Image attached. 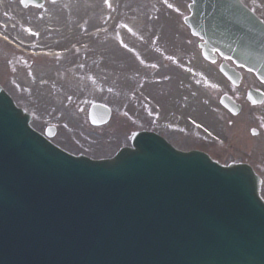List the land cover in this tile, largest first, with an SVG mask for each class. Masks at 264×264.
Masks as SVG:
<instances>
[{
    "label": "water",
    "instance_id": "obj_1",
    "mask_svg": "<svg viewBox=\"0 0 264 264\" xmlns=\"http://www.w3.org/2000/svg\"><path fill=\"white\" fill-rule=\"evenodd\" d=\"M20 134L24 135L22 130ZM14 136L12 132L7 137L2 133L0 147L7 146L6 152L26 150L30 135L28 140ZM35 151L40 154L13 156L6 161L2 157L4 150L0 149V252L5 248L0 253V264H168L169 253L175 254L172 242L184 243V250L188 251L177 252L175 264H190L195 257L221 252L222 248L217 247L220 242V246L234 242L240 248V242L230 234L213 229L212 219L216 220L224 209L231 211V201L224 204L222 197L220 210L214 209L203 221L202 211L182 209L179 199L184 191L197 193L200 174L205 175L207 169L203 160H194V155L167 151L171 158L164 160L159 153L132 152L127 157L121 154L112 162L93 167L101 177H87L59 166L57 163L66 161L65 157L38 147ZM140 165L149 167L148 173L142 175ZM28 173L31 174L27 178ZM211 177L220 179L221 172L217 170ZM87 184L95 187L94 191H85ZM113 184L118 185L116 192L111 191ZM205 184H209V178L203 180L202 185ZM76 185L85 194H76ZM17 198L23 203L15 202ZM70 205L80 208L78 215L69 212ZM219 220L225 221L223 217ZM153 228L161 237L149 238ZM14 230L20 231L16 237L22 236L18 244L15 236H10ZM27 230L33 232L28 247L24 243L32 238ZM187 245L196 250L190 252ZM234 251L240 260L252 257L245 249L241 254ZM228 259L230 264L236 262L232 255ZM225 262L222 256L218 264Z\"/></svg>",
    "mask_w": 264,
    "mask_h": 264
},
{
    "label": "rangeland",
    "instance_id": "obj_2",
    "mask_svg": "<svg viewBox=\"0 0 264 264\" xmlns=\"http://www.w3.org/2000/svg\"><path fill=\"white\" fill-rule=\"evenodd\" d=\"M141 1L143 0H130L129 2L131 12L127 15L126 31L132 33V55L124 57L122 51L116 49L110 42L106 41V51L112 53V59L114 62L112 63L113 65L110 66L108 65V61H106V66L110 67V69L107 70V68H105L104 70H101L100 80L97 86H94L93 84V86H88L87 84L81 85L80 83H77L76 80L80 79L79 76L67 73L66 68H61L57 65L39 63L40 66L37 67V79L33 89L32 86L34 84V79L30 80L29 87L32 89V94L28 95L27 93H22L19 96L17 95L24 101L26 106L28 105L30 108H34L38 114H41L39 115L40 118L46 115L45 112L48 107L51 109V113L47 116L55 118V116L58 115L55 119L56 122L59 123V125L63 123L65 124L61 128L59 127L60 130L58 134H56L54 140L62 148L70 151L71 153L84 152L93 157L112 156L120 146L127 144L129 131L134 128H139L133 127L140 125V123L133 121L131 113L133 116H138L140 118L157 120L156 117L154 119L146 117L141 107H136L132 104L129 95L130 85L128 81H125V77L121 74H125V76L126 74L127 76L132 73L136 74L138 73L140 64L142 67L146 64L152 63L159 60L160 56L166 53L160 49L156 40H148L146 39L147 37L149 38L157 33H161V38L159 40H163L162 42L166 45L167 42L164 40H168L169 42H180L182 40V35L181 28L178 25L174 14L166 16L162 13L156 18L155 22H149L147 20V13L144 12L142 14L143 9L138 6ZM246 1L250 5L254 6L258 0ZM146 2L160 3L165 2V0H146ZM261 2L264 3V0H261ZM166 3L176 6L177 8L183 4L182 0H166ZM125 5L127 4L123 3V8ZM122 22L124 21L122 20ZM129 29H131V31H129ZM124 31V26H122L121 32ZM137 39H139V41ZM63 45L64 44H61L59 46ZM129 61L130 66L126 69L123 63ZM197 61L198 60H196V63L199 64ZM4 68H6L5 65ZM112 68L114 71H112ZM130 68H132V72H128L130 71ZM142 71L143 69L141 68V72ZM55 72L60 74L53 78L51 75H54ZM45 75L46 77H51L53 80L50 85L39 84V81L44 78ZM74 83L77 86L75 88L73 86ZM246 83L247 81H245V84ZM181 86L185 85L175 84L171 87L175 88L176 92H179L176 95L180 96L185 104H187L189 102V97L184 92L189 93V90H184ZM140 90L149 94L157 103L160 102L158 100L160 99L165 101L166 105H169L171 102H173L174 105H179V103L174 100L175 94L173 95L172 93H168V88L160 89L157 86L155 87L150 84L145 86V90L142 88H140ZM71 92L76 94L74 103L70 101ZM80 93H83L85 106V111L82 113V117L77 109L80 105L77 106L76 101V98ZM160 94L164 95L160 96ZM183 96L186 97V99ZM216 98L217 95L213 91L211 100L209 99L210 103L208 106L207 95L197 89L194 105L190 106L191 111L185 110L186 112H184V109L187 108L184 106L185 104H182L181 107H184V109L179 112V115L182 117L177 120L176 124L188 126L186 116H191L195 118L194 122H196V124L205 122L208 124V128L211 129L212 132L216 131L221 137L227 138L231 147L237 148L236 146H239L240 151L243 150L245 152L250 151L252 146L258 147V145L261 144V141L247 139V131L244 128L245 122L255 118L258 114L252 111H248L247 113L245 112L239 116V118H243L239 121H234L233 126L229 127V120L228 123L226 121L222 124L224 113L222 115L219 111L220 109L218 108V104H216ZM201 99L204 101L207 100V103L202 102ZM93 101L106 103L113 109L112 119L107 126L100 129L90 128L86 119L87 105ZM262 111L264 115V109ZM168 116L171 117V114H168ZM50 121H53V119L47 120L35 118L32 124L36 129H43ZM166 135L167 138L180 149H187L190 146L195 147L197 145L203 146V143L198 142L192 135L187 137L185 131L168 132ZM247 141L251 144H247ZM263 147L264 145H261L257 149L263 151L261 149ZM221 150L222 151L218 152L217 150L208 147V152L215 158L219 159L221 157L222 160L229 159L230 155L227 150ZM252 153L258 155L257 150ZM260 171V174L264 178L263 168H261Z\"/></svg>",
    "mask_w": 264,
    "mask_h": 264
},
{
    "label": "snow or ice",
    "instance_id": "obj_3",
    "mask_svg": "<svg viewBox=\"0 0 264 264\" xmlns=\"http://www.w3.org/2000/svg\"><path fill=\"white\" fill-rule=\"evenodd\" d=\"M50 2L55 3V0H50ZM165 2H166V0H165ZM104 3H105L106 5H108L109 7H111V5H110V3H109V0H104ZM167 6H168L169 8H172V7H173L171 4H168ZM242 7H243V5H242ZM177 11H178V9H177ZM261 23H264V21H261ZM129 31H131V29H129ZM29 34H30V35H36V33H33V32H29ZM255 134H256V133L254 132L253 135H255Z\"/></svg>",
    "mask_w": 264,
    "mask_h": 264
},
{
    "label": "bare ground",
    "instance_id": "obj_4",
    "mask_svg": "<svg viewBox=\"0 0 264 264\" xmlns=\"http://www.w3.org/2000/svg\"><path fill=\"white\" fill-rule=\"evenodd\" d=\"M2 103L5 104V102H4L3 100L0 99V107H2ZM5 106H6V104H5ZM18 137H19L18 134H15V136H14L13 138H18ZM13 138H11V139H13ZM11 143H12V144H16L15 141H12Z\"/></svg>",
    "mask_w": 264,
    "mask_h": 264
}]
</instances>
